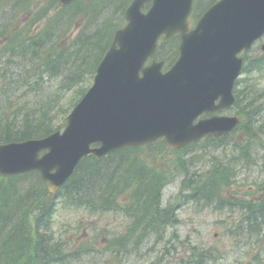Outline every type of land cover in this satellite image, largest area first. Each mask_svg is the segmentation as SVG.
Masks as SVG:
<instances>
[{"label":"water","instance_id":"95a60500","mask_svg":"<svg viewBox=\"0 0 264 264\" xmlns=\"http://www.w3.org/2000/svg\"><path fill=\"white\" fill-rule=\"evenodd\" d=\"M145 1L134 0L127 11L130 22L115 42L121 49H111L94 86L69 115L66 130L46 138L1 144V174L38 170L55 193L86 155L102 158L160 136L179 148L233 128L236 118L214 117L198 124L194 119L204 110H219L234 101L232 88L242 69V59L236 54L264 32V0H222L192 33L187 32L186 20L193 0H153L148 16L140 12ZM175 31L183 32L187 43L196 44L200 55L210 57L209 63L207 58L196 63L193 56H187L169 73L159 75L153 69L139 79L138 66L153 54L158 36ZM153 90L159 91L157 97ZM94 142L101 146L92 149ZM45 149L49 151L41 155Z\"/></svg>","mask_w":264,"mask_h":264},{"label":"trees","instance_id":"16d2710c","mask_svg":"<svg viewBox=\"0 0 264 264\" xmlns=\"http://www.w3.org/2000/svg\"><path fill=\"white\" fill-rule=\"evenodd\" d=\"M33 2L34 0H0V8L3 9L9 4L21 5L22 10L26 11L31 9ZM54 2L55 0L50 1L52 5ZM114 3H116L114 0H102L95 6L100 4L110 6ZM126 5L127 0H121L116 9L113 6L112 8L113 11L116 10V14H120L123 13ZM67 6L73 10L79 7L81 13L90 11L85 7L83 0ZM47 10L48 8H44L37 19L40 20ZM90 12L97 19L96 7ZM13 14L18 16L20 12ZM35 22V20L28 22V31ZM113 22H115L113 19L109 23L106 21L100 27H106L103 32L97 30L95 34L85 35L87 34L85 31L75 41L66 43L67 32L74 25L73 16L69 15L66 18L65 10L59 11L34 38L29 37L18 46L13 44L19 35L9 33L12 25L7 26L5 23L2 26L0 22V36L3 33L9 34L8 37L13 36L8 46L12 51L10 67L17 75L15 79L7 78L9 70H5L2 75L4 82L2 88L0 87V143L46 136L61 127L63 123L53 128L51 109L46 103L33 102L35 100L33 93L38 90L47 91L48 88L57 94L68 90L85 74V72L82 75L79 73V61H86L91 49L96 48L99 43L112 35L115 29ZM54 26H57L58 32L52 29ZM64 66L74 75L75 81L64 87L60 83L46 85L44 75L48 79L51 75L54 80L58 79ZM252 67L264 73V54L255 59ZM35 71L40 73L33 76ZM81 94H84V91ZM252 104V102L247 103V114H250ZM261 108L263 105L257 108L255 117H261L258 115ZM245 117L249 120V115ZM143 150L126 148L103 159L86 158L67 181L65 189L58 194L75 201L79 200V203L82 199L90 202L96 197L95 200H101L106 207H112L124 186L134 187L129 197L133 210L129 214L132 216L131 223H133L130 230L136 237L134 239L114 238L109 245L111 254L121 259L127 254L132 255V250L144 246L148 227L159 230L163 227V222L179 223L172 204L164 206L163 203L164 189L173 177L169 178L167 174L157 173L155 169L150 168L146 164ZM226 170L224 169L225 174ZM181 181L191 191L185 195V204L198 206L200 201H196L195 197H197V199H205L202 201H205V205H209L219 196L220 181L208 172L203 174L201 170L194 169L189 171V176L185 175ZM49 196L43 180L36 173L12 178L0 175V264H81V259L72 258L64 242L51 232L50 223L55 197L49 198ZM219 198L222 203L223 197ZM243 205H248L249 213L246 220L238 223L234 230L240 228V225L247 227L248 219L249 233L262 235L264 204L248 202ZM128 207L131 206L128 205ZM129 236H131L130 233ZM132 240H134L133 246H128L127 242Z\"/></svg>","mask_w":264,"mask_h":264},{"label":"rangeland","instance_id":"374dc122","mask_svg":"<svg viewBox=\"0 0 264 264\" xmlns=\"http://www.w3.org/2000/svg\"><path fill=\"white\" fill-rule=\"evenodd\" d=\"M209 1L206 0V3ZM87 3L91 4L89 0ZM88 5L85 7H89ZM112 6L114 7L113 4L110 6L97 5L96 19L90 12L92 9L88 13H81L79 7L73 10L69 6L51 5L48 0H34L31 9L27 11L22 10L21 5L9 4L3 9L0 8V22L2 26L5 23L7 26L12 25L9 33L23 35L26 33L25 28L28 22L34 20L37 22L39 13L44 8H48L45 16L32 26L34 30L22 36V40L29 37L32 39L33 35L47 23L49 17L65 10L66 18L69 15L73 16L74 26L69 30L66 41V43H71L80 34L83 35L85 31L87 33L85 35L95 34L97 30L105 31L106 27H100L106 21L109 23L111 19L115 21L112 23L115 30L123 27L125 11L120 13L123 14L120 16V14L115 13L116 10L113 11ZM127 9L128 6L125 10ZM14 12H20V15L16 16L13 14ZM8 36L9 34L4 33L0 36L1 73L5 71L6 65L12 63V51L8 46L13 40V36ZM262 44H264V38L250 51L249 56L253 60L263 55ZM99 53L95 59L98 56V60L101 58L102 52L100 55ZM162 55L169 58L174 57V55L168 54V45L164 46ZM85 71V61L80 60V75ZM60 75L53 82L60 83L63 87L75 81L74 75L68 71L66 66L62 68ZM87 85L88 78H82L73 83L68 90L62 91V94H57L49 88L47 94H37L38 100L43 104L46 103L51 109L50 116L53 128L65 121L66 116L80 101V92ZM237 94L239 95V103L228 114L231 116L241 115L242 118L243 115H249V120H245L241 128L234 130L227 136L206 137L196 144H191L192 146L183 151L164 152L160 148L154 151H144L146 164L150 168L155 169L157 173L167 174L169 178L173 177L164 191V198L168 204L171 202L173 206H177V209L180 207L178 210L180 222L177 228L180 234L177 238L181 240V243L177 244V248L164 255V252L160 251L162 242H156L154 235L148 240L147 245H144L143 249L134 251L132 256H126L124 263L115 262L114 264H185V262L195 264L190 258L195 245L203 249L209 247L218 249L214 251L218 256L215 263L206 264H260L257 256L261 257V264H264V237L253 239V236L248 232H244L242 235L235 234L233 231L230 232L232 225L234 223L237 225L238 221L241 220L243 209L232 207L230 204L222 209H206L202 204L194 206L182 203L187 190L181 181L185 175H181L185 173L188 176L189 171L195 169V166H189L188 169H185V160L190 161L192 157L198 160L200 168L196 171L201 170L203 174L208 172L220 178L222 181L220 193L227 201L239 199L257 201L261 196H264V131H262L264 130V108L259 111V114L263 115L260 118L259 116L255 117L257 108L264 104V73L256 71L251 74L241 85H238ZM249 102L253 103V107L249 110L250 114H247L246 106ZM254 119L255 122H253ZM242 151L243 153L247 152L249 157L243 159ZM221 163L230 166L231 169L225 168ZM224 169H227L226 174ZM124 192V196H118L120 204L127 202L131 189L126 188ZM50 229L52 233L54 232L55 237L64 242L69 251L80 249L79 247L84 245L90 247L91 249L85 252L83 259L85 264H93L96 261L98 264H108L107 256L101 258L99 254L108 245V237H117L120 233L125 232L126 224L121 210L116 211L114 206L96 208L94 212L89 209L79 210L76 208L71 210L68 207H58L52 215ZM157 239L161 238L157 237ZM88 252L92 253L88 254ZM93 252H98V256ZM110 262L113 264L112 261Z\"/></svg>","mask_w":264,"mask_h":264},{"label":"bare ground","instance_id":"6f19581e","mask_svg":"<svg viewBox=\"0 0 264 264\" xmlns=\"http://www.w3.org/2000/svg\"><path fill=\"white\" fill-rule=\"evenodd\" d=\"M188 57L189 58L191 57V53L190 52H188ZM153 91H154V97H157L159 95V91L158 90H153ZM150 96H151V94H150Z\"/></svg>","mask_w":264,"mask_h":264}]
</instances>
